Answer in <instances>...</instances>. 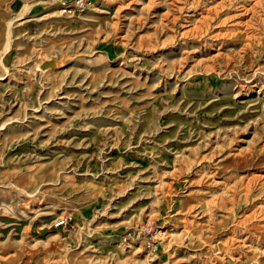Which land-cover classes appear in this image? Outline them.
I'll return each instance as SVG.
<instances>
[{"label":"rangeland","instance_id":"374dc122","mask_svg":"<svg viewBox=\"0 0 264 264\" xmlns=\"http://www.w3.org/2000/svg\"><path fill=\"white\" fill-rule=\"evenodd\" d=\"M0 264H264V0H0Z\"/></svg>","mask_w":264,"mask_h":264},{"label":"built area","instance_id":"2783aa9c","mask_svg":"<svg viewBox=\"0 0 264 264\" xmlns=\"http://www.w3.org/2000/svg\"><path fill=\"white\" fill-rule=\"evenodd\" d=\"M48 5H51L62 15L73 16L76 14H82L90 9L94 0H45ZM56 226L72 227L71 215L66 214L58 217L55 220Z\"/></svg>","mask_w":264,"mask_h":264},{"label":"bare ground","instance_id":"6f19581e","mask_svg":"<svg viewBox=\"0 0 264 264\" xmlns=\"http://www.w3.org/2000/svg\"><path fill=\"white\" fill-rule=\"evenodd\" d=\"M58 11V10H57ZM59 12V11H58ZM62 227V226H61Z\"/></svg>","mask_w":264,"mask_h":264},{"label":"crops","instance_id":"0c3cea01","mask_svg":"<svg viewBox=\"0 0 264 264\" xmlns=\"http://www.w3.org/2000/svg\"><path fill=\"white\" fill-rule=\"evenodd\" d=\"M59 13V12H58Z\"/></svg>","mask_w":264,"mask_h":264}]
</instances>
